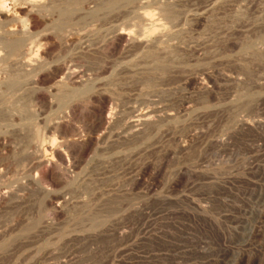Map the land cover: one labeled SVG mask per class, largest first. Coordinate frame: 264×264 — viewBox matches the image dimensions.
<instances>
[{"label": "rangeland", "instance_id": "374dc122", "mask_svg": "<svg viewBox=\"0 0 264 264\" xmlns=\"http://www.w3.org/2000/svg\"><path fill=\"white\" fill-rule=\"evenodd\" d=\"M110 1L0 0V264H264V0Z\"/></svg>", "mask_w": 264, "mask_h": 264}, {"label": "bare ground", "instance_id": "6f19581e", "mask_svg": "<svg viewBox=\"0 0 264 264\" xmlns=\"http://www.w3.org/2000/svg\"><path fill=\"white\" fill-rule=\"evenodd\" d=\"M110 1V0H109ZM34 2V1H33ZM111 2V1H110ZM36 3V2H35ZM3 3L0 5V15H2L4 12L3 11H5V10H3ZM103 7V6H102ZM101 7V8H102ZM105 7V6H104ZM111 8V7H110ZM29 9V8H28ZM66 15V14H65ZM63 16V15H62ZM141 16V18L142 19H145L144 21H149L150 20V17L148 18V16H147V14H142V15H140ZM151 16V15H150ZM65 17V16H64ZM153 19V18H152ZM151 21V20H150ZM151 25V24H150ZM152 26V25H151ZM154 26V25H153ZM145 30V29H144ZM149 30V29H148ZM150 31V30H149ZM155 33V32H154ZM122 32H117L116 33V37H121L122 36ZM129 34V33H128ZM146 34H148V32L146 33ZM151 34V33H150ZM79 35V34H78ZM83 35V34H82ZM11 36V35H10ZM146 36V35H145ZM20 37V36H19ZM134 37V36H133ZM9 38V37H8ZM21 38V37H20ZM5 39V38H4ZM19 39V38H18ZM1 40V39H0ZM8 40V39H7ZM10 40V39H9ZM137 40H138V38H137ZM2 41V40H1ZM4 41V40H3ZM140 42H142V40H139ZM148 41V40H147ZM5 43L7 42L6 40L4 41ZM31 42V41H30ZM86 42V41H85ZM3 43V42H2ZM8 43V45L12 48V49H14V51H15V49H17L18 48V46H19V40H17V39H15L14 37H13V40H10L9 42H7ZM6 43V44H7ZM21 43H22V41H21ZM147 43V42H146ZM3 45H5V44H3ZM21 45V44H20ZM247 45V44H246ZM67 46V45H66ZM6 47H8V46H6ZM19 49V48H18ZM28 50V49H27ZM31 52V51H30ZM112 52V51H111ZM21 54V53H20ZM25 55H26V53H25ZM28 55V54H27ZM21 58V57H20ZM24 60V59H23ZM27 60V59H26ZM2 61V60H1ZM20 61V60H19ZM19 61H18V63H19ZM25 61V60H24ZM23 62V61H22ZM27 62H28V60H27ZM27 62H25L26 64H27ZM105 63V62H104ZM158 63V62H157ZM19 65V64H18ZM65 66V65H64ZM62 66H60V68H61ZM160 67V66H159ZM163 68V67H162ZM21 69V68H20ZM22 70V69H21ZM47 71V70H46ZM99 71V70H98ZM70 73V72H69ZM71 75L73 76V74L75 73L74 71H71ZM21 74V73H20ZM208 77V76H207ZM206 78V77H205ZM95 79V78H94ZM210 80V77H208L207 78V80ZM89 80V79H88ZM208 80V81H209ZM85 82V81H84ZM191 82V81H190ZM60 83V82H59ZM7 84V83H6ZM199 84V83H198ZM203 85V84H202ZM7 88V87H6ZM14 88V87H13ZM17 88V87H16ZM8 89V88H7ZM6 89V90H7ZM86 90V89H85ZM90 90V89H89ZM13 92V91H12ZM102 92V91H101ZM5 93V92H4ZM103 93V92H102ZM108 93V92H107ZM7 94V93H6ZM10 95V94H9ZM25 95V94H24ZM58 95V94H57ZM88 96V95H87ZM256 96V95H255ZM59 97V96H58ZM60 98V97H59ZM61 99V98H60ZM260 99V98H259ZM13 100V99H12ZM59 101V100H58ZM88 101V100H87ZM12 104V103H11ZM74 106V105H73ZM99 111V110H98ZM135 112V111H134ZM81 113V112H80ZM6 114V113H5ZM149 115V114H148ZM53 116V115H52ZM6 117V116H5ZM54 118V117H53ZM109 116L108 115H103L102 114V111H100L99 112V114H98V116H97V124L98 125H104V124H108L109 123ZM168 118V117H167ZM170 118V117H169ZM148 119L149 118H147V116H145V115H141V116H138L137 118H133V120H131L129 123H130V125L132 126V127H134L135 128V130H136V128L138 127V126H140V125H146V124H148ZM234 119V118H233ZM49 120V119H48ZM61 123V122H60ZM30 125V124H29ZM137 126V127H136ZM23 127V126H22ZM27 127V126H26ZM244 127V126H243ZM25 128V127H24ZM132 129V128H131ZM139 129V128H138ZM30 130V129H29ZM134 130V129H133ZM4 131V130H3ZM138 131V130H137ZM136 131V132H137ZM139 131H142V130H139ZM121 132V131H120ZM131 132V131H130ZM153 132V131H152ZM28 133H29V131H28ZM132 133H134V134H136L135 133V131L134 132H131V134ZM139 133V132H138ZM26 134V133H25ZM34 134V133H33ZM130 134V135H131ZM133 134V135H134ZM128 135V134H127ZM34 137H32V139H33ZM31 140V139H30ZM34 140V139H33ZM145 140V139H144ZM63 141V140H62ZM61 141V142H62ZM32 143H34V142H32ZM65 143V142H64ZM63 144V143H62ZM35 147L37 146L36 145V142H35ZM51 145V144H50ZM81 145V144H80ZM85 147V146H84ZM82 145H81V147H80V149H83L84 148ZM69 149V148H68ZM27 150V149H26ZM40 150V149H39ZM72 150V149H71ZM83 152V151H82ZM40 153V152H39ZM70 155V154H69ZM57 156V155H56ZM64 156H62V155H60L59 154V158H60V160L61 161H64V158H63ZM74 157V156H73ZM36 159V158H35ZM37 160V159H36ZM38 161V160H37ZM35 163V162H34ZM70 163V162H69ZM37 165H39V164H37ZM72 168V167H71ZM67 170V169H66ZM22 171V170H21ZM64 173V172H63ZM31 175V174H30ZM181 175V174H180ZM37 179H39V178H37ZM68 179V178H67ZM20 181V180H19ZM35 182V181H34ZM1 191V190H0ZM2 197H4V194L3 193H0V198L2 199ZM15 209V208H14ZM3 215V214H2ZM12 219V218H11ZM10 220V219H9ZM1 240V239H0ZM3 240V239H2ZM241 257V256H240Z\"/></svg>", "mask_w": 264, "mask_h": 264}]
</instances>
